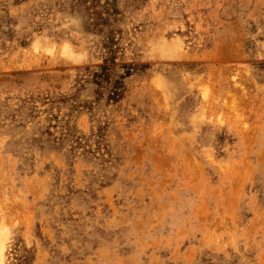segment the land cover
I'll list each match as a JSON object with an SVG mask.
<instances>
[{"label":"rangeland","instance_id":"374dc122","mask_svg":"<svg viewBox=\"0 0 264 264\" xmlns=\"http://www.w3.org/2000/svg\"><path fill=\"white\" fill-rule=\"evenodd\" d=\"M5 264H264V0H0Z\"/></svg>","mask_w":264,"mask_h":264},{"label":"bare ground","instance_id":"6f19581e","mask_svg":"<svg viewBox=\"0 0 264 264\" xmlns=\"http://www.w3.org/2000/svg\"><path fill=\"white\" fill-rule=\"evenodd\" d=\"M0 264H5L4 246L0 244Z\"/></svg>","mask_w":264,"mask_h":264}]
</instances>
